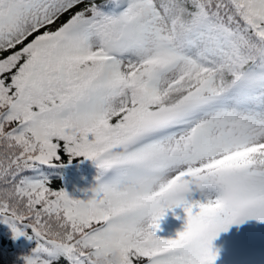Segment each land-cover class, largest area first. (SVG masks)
<instances>
[{
	"label": "snow or ice",
	"instance_id": "obj_1",
	"mask_svg": "<svg viewBox=\"0 0 264 264\" xmlns=\"http://www.w3.org/2000/svg\"><path fill=\"white\" fill-rule=\"evenodd\" d=\"M80 157L97 170L83 199L42 167ZM176 208L183 230L158 237ZM249 219L264 0H0V222L35 242L21 264H215L213 241Z\"/></svg>",
	"mask_w": 264,
	"mask_h": 264
},
{
	"label": "trees",
	"instance_id": "obj_2",
	"mask_svg": "<svg viewBox=\"0 0 264 264\" xmlns=\"http://www.w3.org/2000/svg\"><path fill=\"white\" fill-rule=\"evenodd\" d=\"M42 167L46 173L61 174L60 184L72 198L83 199V190L91 187L97 175L94 163L82 157L73 159L70 164H66L63 168ZM58 177V175H53L52 179L55 181ZM177 232L174 230L170 235L175 236ZM34 246V241L23 236L13 239L11 229L0 222V264H21L19 258L30 252Z\"/></svg>",
	"mask_w": 264,
	"mask_h": 264
},
{
	"label": "rangeland",
	"instance_id": "obj_3",
	"mask_svg": "<svg viewBox=\"0 0 264 264\" xmlns=\"http://www.w3.org/2000/svg\"><path fill=\"white\" fill-rule=\"evenodd\" d=\"M186 194L189 200H202L203 194L195 190ZM209 194L213 190H206ZM241 224H234L227 232H221L214 240L222 251L224 264H264V233L260 228L264 222L250 219ZM244 226V227H242Z\"/></svg>",
	"mask_w": 264,
	"mask_h": 264
},
{
	"label": "clouds",
	"instance_id": "obj_4",
	"mask_svg": "<svg viewBox=\"0 0 264 264\" xmlns=\"http://www.w3.org/2000/svg\"><path fill=\"white\" fill-rule=\"evenodd\" d=\"M96 264H121L120 254L115 250H111L99 257Z\"/></svg>",
	"mask_w": 264,
	"mask_h": 264
}]
</instances>
